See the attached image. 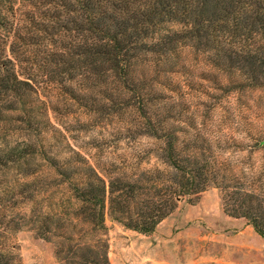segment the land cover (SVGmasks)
<instances>
[{"label":"trees","instance_id":"1","mask_svg":"<svg viewBox=\"0 0 264 264\" xmlns=\"http://www.w3.org/2000/svg\"><path fill=\"white\" fill-rule=\"evenodd\" d=\"M183 48L264 89V0H0V130L12 124L23 133L12 142L0 134V264H20L4 241L23 229L53 241L58 264H109L106 210L112 221L148 235L180 201L207 189L208 166L183 156L172 133L153 134L164 139V166L143 180L76 152L60 161L43 147L38 79L76 82L79 91L124 106L151 93L140 90L145 78H135L137 66L168 72ZM244 180L223 176L216 186L223 210L264 240V166ZM61 186L69 196L46 205Z\"/></svg>","mask_w":264,"mask_h":264},{"label":"rangeland","instance_id":"2","mask_svg":"<svg viewBox=\"0 0 264 264\" xmlns=\"http://www.w3.org/2000/svg\"><path fill=\"white\" fill-rule=\"evenodd\" d=\"M171 67L163 72L137 66L133 75L145 78L140 90L151 93L124 106L104 102L92 89L83 93L76 82L38 79L47 121L44 150L60 161L76 152L94 166H112L143 180L142 173L164 166V139L153 134H174L183 156L194 154L208 166L209 185L197 200L180 201L148 235L112 221L106 210L109 264H264V240L246 220L224 212L216 188L224 184L223 176L244 180L264 166V89L245 86L241 76L213 67L208 56L190 48L181 49ZM13 128L7 124L0 134L10 142L21 140L23 133ZM65 188L47 193L46 205L65 200ZM4 244L20 264H58L54 242L28 229L7 232Z\"/></svg>","mask_w":264,"mask_h":264},{"label":"crops","instance_id":"3","mask_svg":"<svg viewBox=\"0 0 264 264\" xmlns=\"http://www.w3.org/2000/svg\"><path fill=\"white\" fill-rule=\"evenodd\" d=\"M249 227V226H248ZM253 229V228H252ZM254 231V230H253ZM258 237H260L258 234H256ZM261 238V237H260ZM262 239V238H261Z\"/></svg>","mask_w":264,"mask_h":264}]
</instances>
